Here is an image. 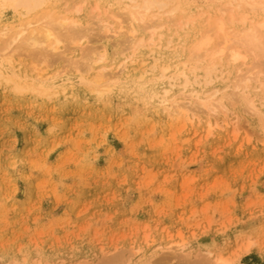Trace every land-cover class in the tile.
I'll list each match as a JSON object with an SVG mask.
<instances>
[{
  "label": "rangeland",
  "instance_id": "rangeland-1",
  "mask_svg": "<svg viewBox=\"0 0 264 264\" xmlns=\"http://www.w3.org/2000/svg\"><path fill=\"white\" fill-rule=\"evenodd\" d=\"M96 1L53 4L57 13L89 26L94 40L82 41L86 50L65 52L71 43L63 44L50 70L67 66L77 81L87 69V51L105 46L102 65L119 79L111 92L97 98L77 83L73 93L43 98L0 85V264H216L219 257L227 264H264V105L251 110L248 103L263 91L253 83L235 88L255 58L230 63L231 75L211 85L221 90L219 96L229 95L225 127L210 129L206 117L170 116L163 104L146 99L149 85L139 86L152 61L149 48L126 62L131 49L114 55L129 45L127 22L116 37L100 29L98 20L107 16L99 11L106 4L93 11L103 0ZM186 2L193 9L217 6ZM0 18L2 27L13 15L5 10ZM179 19L175 14L148 20L136 33L148 38L145 25L167 21L151 49L172 65L170 71L188 59L211 24L205 16L181 28ZM31 56L17 52L14 60L32 72L31 64L41 62ZM76 63L79 73L71 68ZM256 69L264 80V65ZM170 98L206 114L202 103L211 96L202 100L179 88Z\"/></svg>",
  "mask_w": 264,
  "mask_h": 264
},
{
  "label": "bare ground",
  "instance_id": "bare-ground-1",
  "mask_svg": "<svg viewBox=\"0 0 264 264\" xmlns=\"http://www.w3.org/2000/svg\"><path fill=\"white\" fill-rule=\"evenodd\" d=\"M86 1L83 0V2ZM57 2L58 0H0V12L10 10L13 15L11 21H5L6 23L2 27L0 25V85L9 87L15 93L31 90L40 97L51 98L60 93H73V89L78 83L90 94L100 98L107 92H111L119 80L117 73H108L109 69L102 65V62L108 58L105 46L91 48L93 49L91 52L87 51L88 57L85 56L87 69L82 68V71L77 65V63L79 64L78 60L75 64L77 66L71 67V63L69 64L72 69L75 67H78V70L81 69L79 73L75 68L79 73L77 81L74 76L65 71L67 66L64 70L62 69L64 67L53 72L50 70L57 60V56L63 54L64 51L78 47L86 50L88 47L80 46L82 41L86 38L93 39L90 38L89 30L92 29H88L89 26L82 27L79 25L80 20L68 16L65 12L64 14L57 13V7L53 6ZM96 2H100V0ZM65 3L64 9L69 10L70 4ZM210 3V7L217 4L214 7L216 9L205 10L202 8L203 6L200 8L196 7L197 5L193 9L186 0H103L101 3H95L92 10L99 11V5L106 4L103 8L105 13L99 11L100 14L107 16L102 23L100 19L98 20L99 28H106L114 37L121 34V31L124 30V22H127L125 31L130 34L127 39L129 45L124 46V50L115 51L114 55H119L118 53L123 55L126 50L131 49L130 54L124 57L126 62L128 59L135 60L139 57L142 49L149 48L152 61L144 67L141 77L145 78L139 83L141 90L149 85L148 93L145 94L146 99L156 100L157 103L163 104L169 111V115L173 117L183 119L187 117L191 121L194 118L203 120L206 117L208 127L211 129L216 126L225 127L223 119L225 117L223 116L227 115L228 106L225 100L229 98V95L223 93L219 96L221 90L211 88V85L217 79L226 80L231 75L232 66L230 63L243 62L244 64L246 59L253 55L255 58L254 67L243 71L235 88L237 91L245 90L253 83L255 88L262 89L263 96L258 101L250 98L248 100L249 107L251 110H255L259 109V103L264 105V80L260 79V72L256 71V68L264 65V63L262 64L264 0H210ZM111 8L120 10L122 14L119 16L124 19H121L115 11H109ZM74 10L75 13H79L81 8L74 5L72 11ZM175 14H179L178 25L181 28L194 24L205 16L211 24L209 28L200 32L199 38L190 49L188 59L176 64L175 70L170 71L172 65L162 63L161 59L156 56V51L151 49L156 41L155 36L158 35V39L162 38L161 29L166 26L167 21H161L151 26L145 25L144 29L149 31L148 38L137 37L136 33L139 31L140 23L148 20L160 21L165 16L168 18ZM66 43H71V45H65L63 48L66 49L59 52L62 45ZM17 52L18 54L32 55L31 57L37 56L41 64L37 63L39 66H34L36 62L33 64V60L31 62L32 72H30L28 68H24L23 61L15 62L14 55ZM37 59L35 60L37 61ZM238 68L241 69L240 66ZM93 70L96 71L95 74L92 72ZM179 88L196 94L197 97L203 98L202 100L210 95L211 98L202 103L205 109L201 110L206 114L190 112L182 108L183 106H180L176 99L170 98L173 90ZM175 104L180 107L176 108ZM235 127L237 128V126ZM249 246L250 244L245 246V251L249 250ZM198 262L194 263L199 264L200 262ZM216 264H227V261L219 257L216 259Z\"/></svg>",
  "mask_w": 264,
  "mask_h": 264
}]
</instances>
